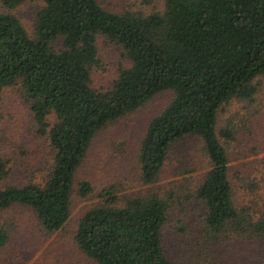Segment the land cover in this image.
I'll return each mask as SVG.
<instances>
[{"label":"trees","instance_id":"16d2710c","mask_svg":"<svg viewBox=\"0 0 264 264\" xmlns=\"http://www.w3.org/2000/svg\"><path fill=\"white\" fill-rule=\"evenodd\" d=\"M25 2L43 4L34 37L11 13H0V101L4 88L19 84L54 155L43 182L26 186L4 184L9 160L0 156V211L21 205L45 231L61 229L74 192L86 198L94 191L76 176L96 134L171 92L173 99L149 122L140 144L139 182L145 190L122 202L114 185L103 189L99 204L78 221L76 245L97 264H171L161 230L173 199L202 207L211 239L222 233L264 236V220L235 203L220 140L233 134L216 130L221 108L235 100L251 102L255 80L264 75V0H164L162 12L147 16L117 15L97 0H0L7 10ZM99 35L117 44L129 62L105 91L95 90L91 79L100 66ZM188 138L200 140L209 169L191 195L169 190L162 197L151 186L169 150ZM8 238L0 227V250Z\"/></svg>","mask_w":264,"mask_h":264},{"label":"rangeland","instance_id":"374dc122","mask_svg":"<svg viewBox=\"0 0 264 264\" xmlns=\"http://www.w3.org/2000/svg\"><path fill=\"white\" fill-rule=\"evenodd\" d=\"M107 11L147 16L162 12L164 0L144 4L143 0H97ZM41 2H25L0 13L16 17L30 37L35 36V14ZM100 66L91 71L92 87L109 90L118 70L128 67L120 47L105 37H97ZM257 92L251 102L237 100L218 113L216 130L229 128L232 139L220 137L227 151L229 178L236 205L249 207V215L264 220V75L255 80ZM173 99V93L154 96L129 116L108 123L94 137L77 181L91 182L93 193L80 198L74 192L70 215L56 232L45 231L33 212L15 205L0 211V227L8 241L0 250V264H97L76 245L74 234L79 219L99 204L98 194L114 185L120 201L133 197L145 188L140 184L137 157L149 122ZM19 84L2 90L0 101V156L9 160L10 174L4 184H41L53 161L54 152L46 135L37 132ZM49 117V122H53ZM209 169L198 138L175 144L168 152L159 180L151 186L162 197L169 190L182 197L191 195ZM75 191V190H74ZM120 202V204H122ZM171 202L169 217L162 228V246L171 264H264V236L261 239L206 234L202 207L195 201Z\"/></svg>","mask_w":264,"mask_h":264}]
</instances>
